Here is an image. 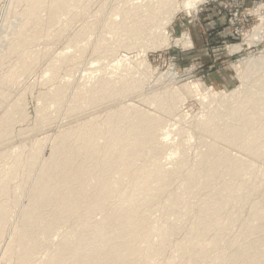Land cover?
I'll return each mask as SVG.
<instances>
[{"label":"bare ground","instance_id":"1","mask_svg":"<svg viewBox=\"0 0 264 264\" xmlns=\"http://www.w3.org/2000/svg\"><path fill=\"white\" fill-rule=\"evenodd\" d=\"M31 1L34 3L28 7L25 6L26 9H30L29 11L25 10L20 15L15 13L12 15L22 22L21 30L15 33L18 36L25 35L30 22H36L39 19V13L47 7V0H22L24 5ZM161 1L151 0L146 5L134 4L133 9L128 7L118 11L121 20L112 21L115 25L110 28L116 32L121 31L120 36L125 40L136 38L137 41L134 42H138V39L141 41L150 36L152 41L148 40V42L150 41V44L152 42L156 48L169 47L172 39L166 32L168 25L181 10L180 7L187 14H192L198 12L201 3L199 0H183L172 10L173 3ZM48 7V13L56 15L60 10L69 9L70 0H51ZM253 33L247 41L250 47H253L256 42L264 41V18L262 24L258 25ZM185 38L175 40L174 44L190 47L189 40ZM21 47L26 48L20 44L17 47L8 46L5 53L2 51L1 60L17 53ZM235 51H240V48L235 47ZM37 62L36 57L30 63L22 61L16 71L4 77L1 84L4 87L14 85L16 77L20 73L32 71ZM60 63L62 64L59 67H55L56 65L50 67L51 78H49L53 84H56L64 73L74 69L78 62L71 57H64ZM257 65H264V52L258 58L249 60L245 64V70L238 73L244 88L253 74L248 72H254ZM55 87L53 95L55 94L60 102L70 99L67 91L69 85L58 83ZM192 87H186L191 94L202 88V85ZM131 90L130 86L128 90H124L117 89L113 85H104V91L107 94L118 92L120 95H125ZM240 90L241 88L235 90L231 95H238L237 100H241V104L235 108H226L230 112L228 118L233 121L232 125L228 126L230 130L235 131L232 137L221 136L224 132H221L223 130L216 124L214 117H207L205 121L196 123L194 129H201L214 135L216 140L228 141L237 149L264 159V118L256 113L258 100L262 101L264 98V88L259 97L256 94L250 96V93L245 95L242 93V95ZM211 91L213 95L219 97L227 96L222 93L215 94L213 89ZM38 96L40 101L46 104L51 94L43 91ZM78 96L79 94L73 93L71 98L75 99ZM164 98L170 105L175 101V98L170 95ZM97 101L95 93L89 105H94ZM158 107L165 110L162 106ZM82 108L85 106H79L69 112ZM125 109L126 112L111 114L101 126L93 120L75 132H67L56 137L53 141L55 143L53 151L43 154V160L40 157V150H42L40 146L32 150L33 154L30 152L32 156L28 161L24 159L25 157L22 158L23 152H20L15 156L12 162L13 168L9 169L8 174L0 175V240L6 234L10 222L15 219L14 208L18 206L21 198H25L26 209L23 207L24 217L21 220L24 223H20L23 227H20L22 229L17 244L20 251L17 252L20 256L15 264H157L156 259L165 248V244L168 241L171 242L174 235L181 231L180 223L184 221L187 212L185 196L193 194V184L202 180L205 185H209L211 181H221L225 171L230 177L251 173L250 167L253 165L251 162L240 161L228 154H216L218 147L216 143H207L210 150L203 154V159L197 164L200 167L198 170H186L183 166L188 165L183 161L174 165L175 162L173 163L172 160L170 164L173 169H167L159 161L145 168L139 164L140 158L160 155L161 150L166 146L167 137L164 139L157 137L156 122L147 113L137 112L138 122L127 125L133 121L129 112L134 113L136 109L132 105H127ZM23 111L20 114L18 111L15 115L7 111L3 116L1 115L0 140L13 133L16 127V116L21 118L24 125L29 124L30 116L24 109ZM251 111H253L252 115L249 114ZM40 119L43 122L48 120L46 108L41 110ZM105 131L109 136L107 140L103 138ZM129 134H132L134 139H128ZM154 144L158 147L150 149L149 146ZM9 155H0V160L8 162L9 158L11 159ZM172 156L173 153L169 155V157ZM209 157L213 159L209 160ZM24 160L25 163H23ZM116 162L122 165L131 177L132 185L129 189L126 187L122 190L123 173L114 169ZM238 167L242 170H238ZM21 172L24 173H22L23 176L26 175V182L32 175L33 178L37 176L36 181H33L30 194L23 197L17 189L14 199L11 200L9 193L11 180L20 175L22 177ZM182 174L186 175L183 191L172 192V194L170 192V196H167L170 200L165 201L166 203L162 206L158 204V208L162 207L158 210L155 205L164 197L168 189L170 191L168 184L175 178L182 177ZM21 179L23 181V178ZM247 180L240 185L233 184L229 180L219 191L215 193L210 191V194H207L208 199L199 203V214L190 224L186 242L180 247L175 245L182 251L180 256L182 261L184 260L182 264L208 262V264H264V252H262L264 249V192L260 199L250 203L251 200L247 199L245 193L249 189H252L251 194L260 191L253 186L254 183L251 186ZM244 197L246 198L242 199ZM247 205L250 207L249 214L244 218L243 213ZM156 210L169 215V219L163 221L155 217ZM98 213L102 215L100 220L94 217ZM235 223H239V226L243 228L238 235L231 236L230 232ZM62 230L66 231L63 236L60 234L63 239L59 244L57 243L56 250L52 251L50 249V245L53 244L52 237ZM154 236H161L163 243H156ZM222 244H226L224 246L227 247L223 249L227 252L225 250L223 254L217 253ZM169 247L170 245L167 248ZM5 249H3L4 255L0 256V264L4 261L2 257L6 256L7 251L9 249L11 251V246L8 250L6 249L7 251ZM41 253L45 258L38 261L37 258ZM212 258L213 261H211Z\"/></svg>","mask_w":264,"mask_h":264},{"label":"rangeland","instance_id":"2","mask_svg":"<svg viewBox=\"0 0 264 264\" xmlns=\"http://www.w3.org/2000/svg\"><path fill=\"white\" fill-rule=\"evenodd\" d=\"M163 1L173 3V10L183 0H162L161 2ZM199 1L201 4L196 13L187 14L180 7L181 10L168 25L166 32L172 39L171 45L167 48H156L152 42L150 44L152 41L150 36L134 42L137 41L136 38V40L134 38L125 40L120 36L121 31L116 32L110 28L115 25L112 21L121 20L118 11L128 7L133 9L134 4L146 5L151 0H70L69 9L60 10L56 15L48 13V5L51 0H47V7L44 9L42 6L44 10L39 13L38 22L31 21L28 31L23 36L15 34L21 30L22 22L18 17H12V15L14 13L20 15L25 10L29 11L30 9L26 8L34 2L31 1L24 5L22 0H0V84L7 74L18 69L22 61L30 63L35 57L38 58L33 70L20 73L16 77L14 85L5 87L3 84L0 85V119L1 115L3 116L7 111L13 112L15 115L18 111L20 114L23 109L30 116L28 125H24L21 118L16 116V127L13 133L0 140V155L8 156L10 154L11 157L8 162L0 160L1 176L8 174L9 169L13 168L12 162L20 152H23L22 158L25 157L24 159L28 161L33 154L32 150L40 146L42 148L40 157L43 160L42 157L45 154L53 151L55 144L53 141L56 137L67 132H75L93 120H96L95 122L101 126L110 118L111 114L120 111L126 112L127 105H132L136 109L134 113L127 111L133 117V121L127 125H134L138 122L137 112L147 113L156 122L157 137L159 139L167 137L165 139L166 146L161 150L160 155L140 158L139 164L145 168L159 161L167 169H173L170 164L172 160L173 163L175 162L174 165L183 161L188 165L183 166L186 170H198L200 167L197 164L203 159V154L210 150L208 147L210 143H216L218 147L215 153L218 155L228 154L240 161L253 164L250 167L251 173L230 177L225 171L221 181H211L209 185H205L202 180L193 184V194L185 196L187 212L184 221L180 223L182 232L179 231L181 232H178L179 235H174L171 242L168 241L165 244L166 249L163 248L157 257V264H166L168 261V264L170 261L173 264L183 263L184 260L182 261L180 257L182 251L176 247H180L186 242L190 224L199 214L198 205L208 199L207 194L210 191L214 193L219 191L223 184L229 180L233 184L240 185L248 179L251 186L254 183L253 186H256L260 191L251 194L252 189H249L245 193L247 199L251 200L250 203L260 199L264 192V159L241 151L228 141L216 140L214 135L201 129H194L196 123L203 122L207 117H214L216 124L223 130L221 132H224L221 136L230 138L235 134V131L228 128L233 121L228 118L230 112L226 108H235L241 104V100H237L238 95H231L232 92L241 88L240 94L250 93V96L252 94L261 96L264 88V65H257L254 72H248L253 74L251 80L247 82L246 88L239 79L238 73L245 70V64L249 60L258 58L264 52V41L256 42L253 47H250L247 42L254 34V29L262 24L264 0ZM25 6L27 7L25 8ZM163 17L164 15L161 19ZM184 38L189 40L190 47L174 44L175 40ZM148 40L150 41L148 42ZM19 44L26 48L21 47L17 53L1 60V55L3 56V53L7 51L8 46L17 47ZM235 47H239L240 51L234 52ZM64 57H71L78 63L74 69L64 73L59 81L57 80L56 84L69 85L67 91L70 99L60 102L55 94L53 95L56 84L50 80V67L53 65L59 67L62 64L60 61ZM199 84L202 85V88L197 92L191 94L186 90V87L191 88ZM104 85H113L117 89L124 90H128L130 86L132 90L125 95H120L118 92L107 94L104 91ZM211 89L215 94L222 93L227 96L213 95ZM43 91L51 94L46 104H43L38 96ZM73 93L79 94V96L73 99L71 98ZM95 93L98 101L94 105H89ZM166 95L175 98L171 105L164 98ZM258 101L256 113L264 118V98L262 101ZM82 105L85 108L69 112ZM158 106L164 107L165 110ZM43 108L48 111V120L45 122L40 119ZM249 114L252 115L253 111ZM198 116L201 117L198 118ZM108 137V133L105 131L104 140H107ZM127 138L134 139V136L129 134ZM149 147L156 149L158 145L154 144ZM172 153L173 156L169 157ZM212 159L213 157H209V160ZM114 169L123 173L122 190L126 187L129 189L132 181L126 169L117 162L114 164ZM237 169L242 170L239 167ZM24 170L28 171L27 168ZM23 174L22 177L20 175L11 180L12 184L9 187L11 200L14 199L17 189L23 197L30 194L32 190V184L36 181L37 176L33 178L32 175L26 182V175L23 176ZM185 176L175 178L173 183L168 184L170 191L168 189L164 199H160L155 207H159L158 204L162 206L166 203L165 201L168 202L170 199L168 200L167 196H170V192L172 194V192L183 191L186 184ZM249 179L253 182H250ZM23 207H25V198H21L18 206L14 208L16 213L13 214V217L17 220L13 219L10 222L6 234L0 240V256L4 255L3 249L7 245L11 246V251L8 250L10 246L6 248L8 251L5 249L7 253L2 257L4 261L1 264L18 262L20 251L17 244L22 229L20 227H23L24 223V221L21 222L24 217L22 211L26 209ZM155 207L154 209H156ZM249 208L247 205L245 213H243L244 218L248 216ZM159 209L161 210L162 207ZM98 214L94 216L96 220L101 219L102 215ZM155 217L163 221L169 219V215L159 213L157 210ZM239 223L241 225V222ZM239 223L233 225L231 236H236L239 234L238 232L242 231L243 227H240ZM65 230L53 235L51 240L53 244L50 245L52 251L56 250L55 247H58L60 240L63 239ZM154 241L158 244L163 243L161 236H154ZM167 245H170V249L167 248ZM175 245L177 246L175 247ZM224 245H221L222 248L220 247L217 253L225 252L226 249L223 248L227 246ZM263 250L262 252H264ZM43 257L45 258L41 253L37 260L42 261Z\"/></svg>","mask_w":264,"mask_h":264}]
</instances>
